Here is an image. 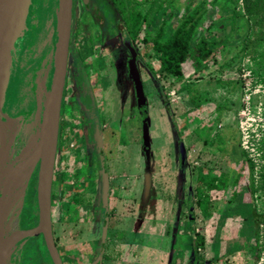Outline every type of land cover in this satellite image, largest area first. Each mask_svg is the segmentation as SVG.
I'll return each instance as SVG.
<instances>
[{
	"label": "rangeland",
	"instance_id": "rangeland-1",
	"mask_svg": "<svg viewBox=\"0 0 264 264\" xmlns=\"http://www.w3.org/2000/svg\"><path fill=\"white\" fill-rule=\"evenodd\" d=\"M130 1L141 14L133 32L144 67L149 147L141 142V111L134 104L121 57L115 56L113 46H105L104 35L77 3L72 11L68 82L80 74L91 84L88 70L100 79L106 157L101 171L97 159L84 161L90 144L78 110L86 111L71 99L76 90L69 84L51 196L52 233L63 264H264V0H204L192 43L200 36L219 39L216 61L209 59L196 74L187 64L182 82L159 69L158 55L142 40L161 23L167 37L187 12L185 6L202 0ZM44 10L40 3L38 27L21 49L29 51L36 44L35 59L28 66L47 51L45 36L39 38ZM233 10L240 17L230 27L226 19ZM50 12L55 29L56 5ZM102 13L104 28L108 14ZM26 83L23 76L11 86L6 100L11 116L35 109L36 97L29 105ZM92 89L95 107L101 108L98 89L94 85ZM28 135L24 129L11 138L5 162L26 153ZM34 174L36 170L23 198L25 214L32 206ZM200 176L217 177L225 186L208 189ZM73 193L82 201L65 214L62 205ZM254 211L260 214L257 227ZM189 219L204 237L197 253L192 250ZM19 226L27 228L20 222ZM29 242L20 249L16 264H42Z\"/></svg>",
	"mask_w": 264,
	"mask_h": 264
},
{
	"label": "water",
	"instance_id": "water-1",
	"mask_svg": "<svg viewBox=\"0 0 264 264\" xmlns=\"http://www.w3.org/2000/svg\"><path fill=\"white\" fill-rule=\"evenodd\" d=\"M30 1L0 0V117L4 112L7 96L18 73L23 46L21 38ZM83 1L87 2V0ZM72 4L73 0H56L52 62L37 133V157L31 168V175L36 169L37 222L32 227L20 228L16 234L0 244V264L5 263L6 255L14 245L39 234L43 237L53 264H63L52 233L51 189L58 145L60 107L67 70ZM127 46L131 52L127 75L134 84L136 105L142 114V144L147 149L149 147V115L146 96L139 70L135 64V53L129 45ZM104 180H106L105 175ZM103 184L104 191H106L107 182Z\"/></svg>",
	"mask_w": 264,
	"mask_h": 264
},
{
	"label": "trees",
	"instance_id": "trees-1",
	"mask_svg": "<svg viewBox=\"0 0 264 264\" xmlns=\"http://www.w3.org/2000/svg\"><path fill=\"white\" fill-rule=\"evenodd\" d=\"M203 2L204 0L199 1L194 6H191V2H189L185 6L186 8L185 11L187 12L181 14L173 30L167 37L164 38V33H165L164 23H161V25L155 30V33L150 38H144L142 40L144 44H148L158 55L159 69L163 71L166 75L172 76L175 82H182L185 79L184 66H186L187 64L193 68V73L196 74L207 67L209 59H213V62L216 61L215 49L220 44L219 39L216 38L212 41H209L204 36H200L199 38L196 39L194 43H192L195 26L205 10ZM160 5L161 2L159 3V6ZM99 6L103 7L105 10H108L109 12L108 16L111 17V22L113 27L118 29L119 36L128 37L132 42H134L136 36L132 34L134 33L133 27L136 21L141 17V14L139 10L134 5L131 4V1L101 0ZM239 17L240 16L236 14L233 10L231 16L226 19L227 24H229L230 27H234ZM224 27L226 28V24ZM222 42L226 43V39H223ZM138 53H139V58L141 59L140 50L138 51ZM248 167L251 168L252 163L249 162ZM198 180L201 183L207 185V188L211 190L212 189L217 190L225 186L224 183L225 181L221 180V184H220L219 183L220 180L217 177L208 178V177L200 176ZM30 193L33 194L32 196H30L31 197L30 199L32 201L31 210L28 214H25L24 213L25 207H23L20 211V218H19V222L21 226L22 227L27 226V228L35 225L38 218L35 191L32 192L30 191ZM54 193H55V189L52 184L51 196ZM28 194L29 191L26 194V197ZM81 201L82 198L80 197V195L73 193L70 200L64 202L62 205V207L66 209V211H64L65 214H68L70 212L71 210L70 207L72 205L79 204ZM52 205H53V200L51 199V207ZM252 216L254 218L255 226L257 227L260 214H257L254 211L252 213ZM26 218L27 220L25 221ZM189 222L191 226L190 237L192 239V250L194 253H197L198 248H200L204 244V237L199 232L195 231V227L193 226V220L189 219ZM53 238L56 247L59 251L56 238L55 237ZM27 240H29L35 248V254L38 263L40 262L42 264H53L41 234L37 236H33ZM30 242L28 245L31 244ZM201 261L198 260V262ZM206 264H216V262L210 261Z\"/></svg>",
	"mask_w": 264,
	"mask_h": 264
},
{
	"label": "bare ground",
	"instance_id": "bare-ground-1",
	"mask_svg": "<svg viewBox=\"0 0 264 264\" xmlns=\"http://www.w3.org/2000/svg\"><path fill=\"white\" fill-rule=\"evenodd\" d=\"M40 3H42V6L44 5L47 15L42 22L43 29L39 38L44 35L46 37L44 44H46L53 33V19H51L53 15L51 16L50 11L56 5V0H31L21 38L23 45L29 42L30 34L38 27V6ZM36 53V44L34 49L23 50L20 56L21 64H26L30 58L36 56ZM36 60L37 64L30 72V76L33 79L40 80L42 87L37 95L35 109L33 111H23L14 116L5 113V118L0 120V244H3L20 230L19 215L23 202L26 201L23 198L27 182L31 177L32 165L37 157V133L48 86L52 50L49 49L47 53L38 56ZM27 119H30V121H26ZM24 129L29 131L26 153L12 160L8 158L5 162L4 159L8 155V144L11 138L20 135ZM24 243L19 242L8 251L4 264H16L19 251Z\"/></svg>",
	"mask_w": 264,
	"mask_h": 264
},
{
	"label": "flooded vegetation",
	"instance_id": "flooded-vegetation-1",
	"mask_svg": "<svg viewBox=\"0 0 264 264\" xmlns=\"http://www.w3.org/2000/svg\"><path fill=\"white\" fill-rule=\"evenodd\" d=\"M79 3L81 8L85 11H87L92 19V22L100 29L101 34L104 35V40L103 42L105 43L106 47H109V49L113 46L115 48V56H119L121 57L124 66H125V75H127V69H128V61L130 60L131 57V52L130 49L128 48L127 45H129L134 53H135V64L137 69L139 70L140 76H141V80L143 82V88H144V81H143V77H142V72H143V65L141 62V59L139 58V53L138 51L140 50L139 45L137 44V39H134V42H132L128 37H124V36H119V32L118 29L113 27L112 22H111V17L107 16L106 21H107V26L102 28V24H103V18H105V15L102 13L103 11L107 12V14L109 15L108 10H105L103 7L99 6V0H87V2H84L83 0H73V4H72V11L74 10V8L76 7V4ZM73 19V16H72ZM115 30L114 33L112 30ZM71 31H72V24H71ZM134 35V33H132ZM71 35V33H70ZM30 38V36H29ZM46 37H44L43 39H45ZM53 40H54V32L52 33L51 37L49 38L48 41H46V53L49 51V49L52 50V46H53ZM128 40V41H127ZM45 41V40H44ZM70 43V40H69ZM26 45V44H25ZM139 49V50H138ZM69 53H70V44H69V51H68V60H67V69H68V65H69ZM22 54V52H21ZM20 54V56H21ZM31 59V58H30ZM24 65L21 64L20 60H19V65H18V73L16 75V81L20 83V80H22V77L24 76L27 79V89H28V95L30 96V98H28L29 101V105L30 103H32L34 96L36 97L35 99H37V95L40 91V88L42 87L40 80L37 79H33V77L30 76V72L34 69V67L36 66L37 63H35L32 66H28L29 65V61ZM35 59V58H34ZM37 62V61H36ZM89 74L91 76H93V84L87 82V80L85 79V76L83 75H76L74 76V80L71 82V84L68 82V75H67V70H66V77H65V83H64V88H63V93H62V100H61V107H60V115H59V130H58V148H60L61 146H63V140H62V136H63V131H64V115L67 109H65V93L67 91V87L68 85H72V87L76 90L75 92V96L72 95L71 99H73L76 103L84 105V109H85V113L80 112V110H78V112L80 113V115H82L81 119H85L86 121V125H84V128H82V131L84 133V135L87 137L90 146H88L86 148V152L83 154L84 157V161H91L92 158H94L95 160L97 159V165L100 168L99 170L101 171V169L103 170V168L105 169V160L104 158L105 153H104V147H105V135H104V126L106 125L105 123H102V120L104 119V99L102 95H100V90L103 91L102 85L100 84V79L96 78L94 71L88 70ZM85 73V71H84ZM22 76V77H21ZM76 78H78V84L76 82ZM91 78V77H90ZM126 78V77H125ZM18 79V80H17ZM130 86L132 88V96L134 98V104H136V98H135V93H134V84L132 82L131 79H128ZM127 81V80H126ZM92 85H94L95 87H97L98 92H97V96L100 99V107H95V94H94V90L92 89ZM101 85V86H100ZM15 88V87H14ZM32 91V93H30ZM102 93V92H101ZM33 94V96H32ZM94 98V99H93ZM120 100L122 103V97L120 96ZM37 102V100H36ZM99 105V106H100ZM137 107V105H136ZM9 105L6 103L5 107H4V112L1 114H8L9 111ZM137 109H139L137 107ZM140 110V109H139ZM96 115L97 118H93L89 120V117L92 115ZM141 116L142 114L140 113V122H141ZM140 129L142 131V126L140 123ZM142 137V135H141ZM142 139V138H141ZM142 142V140H141ZM92 157V158H91ZM92 162V161H91ZM181 163V161H180ZM104 175L106 177V173L102 172V178L104 179Z\"/></svg>",
	"mask_w": 264,
	"mask_h": 264
}]
</instances>
